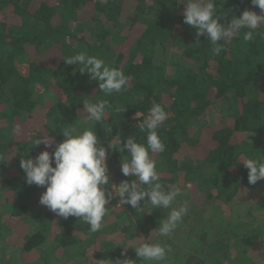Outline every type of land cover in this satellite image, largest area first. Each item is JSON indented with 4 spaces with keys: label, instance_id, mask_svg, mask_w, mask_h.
<instances>
[{
    "label": "trees",
    "instance_id": "trees-1",
    "mask_svg": "<svg viewBox=\"0 0 264 264\" xmlns=\"http://www.w3.org/2000/svg\"><path fill=\"white\" fill-rule=\"evenodd\" d=\"M216 2L224 24L244 10L260 14L251 0ZM186 3L0 0V243L6 249L0 264H96L129 258L142 264L131 247L156 242L160 236L155 229L168 210L149 206L137 213L130 205L120 206L117 197L107 205L111 210L102 229L91 233L79 218L64 219L35 204L46 188L27 185L20 161L46 150L33 143L40 135L54 139L47 149L52 152L65 139L64 128L93 130L104 147L113 144L107 158L111 182L131 183L136 178L121 173L128 153L119 151L117 136L120 147L130 136L143 143L146 134L134 117L137 112L147 115L154 103L170 116L159 129L166 150L153 159L161 182L179 186L192 202L186 215L192 231L208 215L196 207L205 206L206 199L231 209L247 201L264 207V180L250 185L242 165L248 158L261 160L264 153V26L253 41H243L242 32L215 55L207 38L197 39L196 30L183 23ZM80 52L130 76L127 90L104 96L98 81L64 62ZM85 97L111 103L102 123L85 119ZM213 105H226V118L208 125L203 118ZM223 220L201 227L199 241L195 237L186 251L168 239L172 251L166 264H254L233 252L245 222Z\"/></svg>",
    "mask_w": 264,
    "mask_h": 264
},
{
    "label": "clouds",
    "instance_id": "clouds-1",
    "mask_svg": "<svg viewBox=\"0 0 264 264\" xmlns=\"http://www.w3.org/2000/svg\"><path fill=\"white\" fill-rule=\"evenodd\" d=\"M251 4L260 9V14L244 10L239 18L233 16L229 23L224 24L220 22L222 13L217 12L216 0H187L183 23L196 30L197 39L206 37L214 46L213 54L218 55L224 45L238 38L242 32L243 41H253L254 33L264 26V0H251ZM64 62L67 65H78L80 74H87L90 80L98 81V88L104 96L126 91L131 80L121 69L109 66L104 59L88 55L87 52L65 57ZM82 104L86 113L85 119L93 124L102 123L106 114L112 110L107 99L93 102L85 97ZM115 111L120 112L121 109L116 108ZM169 116L170 113L161 104L154 103L147 115L136 113V118L141 121L138 128L141 133L146 134L143 143H138L135 136H130L123 147H120L121 138L117 136L119 151L123 153L126 150L128 153L121 162V173L125 177H135L131 183L125 180L117 186L111 182L107 158L109 149H114L112 143L106 148L96 131L77 132L74 127L62 130L65 139L56 144L52 152L47 149L53 147L54 139H49L48 136L41 138V135L34 139L35 146L43 145L46 150L35 158L21 159L20 168L25 173V182L29 186L46 188L39 200L42 206L64 219L79 218L89 226L91 233L102 229L105 217L111 210L107 205L118 197L120 206L130 205L137 213L145 212L149 206L168 210L166 218L160 220L155 231L160 237H171L188 214L189 207L187 202L178 207L173 206L177 197L181 196L182 189L179 186H166L161 182L157 163L153 159V155L166 150L159 129ZM108 131L111 132V129ZM242 165L248 170L250 185L264 180V162L248 158ZM131 248H134L142 264H166L172 251L161 240H145ZM122 255H126V252H122ZM96 264H136V261L130 258L115 261L101 259L96 260Z\"/></svg>",
    "mask_w": 264,
    "mask_h": 264
},
{
    "label": "rangeland",
    "instance_id": "rangeland-1",
    "mask_svg": "<svg viewBox=\"0 0 264 264\" xmlns=\"http://www.w3.org/2000/svg\"><path fill=\"white\" fill-rule=\"evenodd\" d=\"M225 108H227L226 105L211 106L208 109V111H206V115L205 118H203V122H206L208 125H213L225 119L226 118V113L224 112ZM261 161L264 162V153L262 155ZM254 199L253 202H255ZM239 200L240 199H237L236 202H240ZM185 202H187L189 210L190 208L192 209L193 207L192 202L188 201V198L184 193L181 194V196L177 197L176 203L173 206L178 207L180 204ZM251 202L252 201H247L244 204L241 203L240 205L231 209V207L227 205L224 204L219 205L213 199L211 200L206 199L205 206L200 207L196 205V207L198 209L197 211H205V212L208 211V215L205 214L203 216V219L199 218L201 222L199 225L195 227L194 231H192V227L188 224V221H186V216H185L183 218L182 223L178 225L177 229L174 231L171 237H160L157 240H161L166 244H168L169 242L172 243V241H174L173 242L174 244H176L178 247L180 246V249L182 247V249L186 251V249H189L191 247L192 240H195L197 232L200 231L199 229H201V227H207L209 221L208 219L212 218V223L208 224L210 226L211 224H218L220 220H223V217L229 218V220L234 218L237 219L240 223L245 222V225H247L244 227H240L239 229L240 232L241 231L243 232L244 236H242V239L237 240L236 242L234 241V249H233L234 255L237 257L240 256V259L241 258L250 259L254 264H264V207H261L260 204L257 205V203H251ZM35 204L41 206L38 200ZM218 206L223 207V209L220 207V209L223 210L222 212L218 211L217 209ZM212 209H217V210H213L211 213ZM33 210L37 211L35 207H33ZM196 214L197 213H195L194 216H196ZM211 215L212 217H210ZM227 221H228L227 219H224L222 223L224 224ZM255 228H259V229L257 231H254L253 229ZM245 230H247V232H244ZM168 239H170V241H168L167 243L166 241ZM208 239L213 240L214 237L211 236V238ZM198 241L199 240H197V242ZM171 243L168 246L171 247ZM121 244L123 245L125 243L122 242ZM4 246H5L4 243H0V253L6 250ZM128 248L129 247L127 246V249ZM193 251L194 250L192 247L190 254ZM120 252L122 254L123 251ZM243 263L244 262L241 261V264ZM145 264H148V262H146Z\"/></svg>",
    "mask_w": 264,
    "mask_h": 264
},
{
    "label": "built area",
    "instance_id": "built-area-1",
    "mask_svg": "<svg viewBox=\"0 0 264 264\" xmlns=\"http://www.w3.org/2000/svg\"><path fill=\"white\" fill-rule=\"evenodd\" d=\"M134 118H135V119H138V118H136V116H135ZM141 118H143V116H142ZM138 120H139V123H140V122H141L140 119H138Z\"/></svg>",
    "mask_w": 264,
    "mask_h": 264
}]
</instances>
